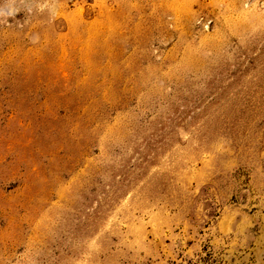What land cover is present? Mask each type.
Masks as SVG:
<instances>
[{
    "label": "rangeland",
    "instance_id": "obj_1",
    "mask_svg": "<svg viewBox=\"0 0 264 264\" xmlns=\"http://www.w3.org/2000/svg\"><path fill=\"white\" fill-rule=\"evenodd\" d=\"M0 264H264V0H0Z\"/></svg>",
    "mask_w": 264,
    "mask_h": 264
}]
</instances>
